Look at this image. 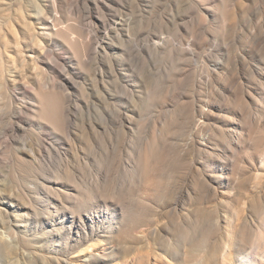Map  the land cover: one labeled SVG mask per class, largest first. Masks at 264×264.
Listing matches in <instances>:
<instances>
[{"label":"rangeland","instance_id":"rangeland-1","mask_svg":"<svg viewBox=\"0 0 264 264\" xmlns=\"http://www.w3.org/2000/svg\"><path fill=\"white\" fill-rule=\"evenodd\" d=\"M15 1L18 2V0H11L10 4L8 2L4 4L5 1L0 0V14L4 15L2 21L4 27L6 22H13L16 28L24 26L23 22L14 21L17 18L15 6L17 8L18 4L26 14L23 17L24 22L30 18L28 13L35 19L32 3L19 0L16 4ZM241 1H232L231 5L226 7L228 17L225 24L228 25L237 20L239 36L256 11L257 121L264 109V0L250 3L245 9L246 16L238 19V15L234 12ZM36 3L44 8L50 20V27L56 28L58 35L52 43L50 42V50L44 53L37 68H30V64L24 66V73L20 79L21 90L18 91L10 81L7 88L3 89V99L0 96V107L6 110L3 117H0V228L2 231L12 230L16 237L12 247H0V264H68V259L75 257V253H69V247L74 244L78 226L85 231L112 230L116 224L114 219L116 209L111 204L105 208L100 200V194L92 196L90 188L100 191L102 186L100 182L104 180L108 172V162H112L113 165L110 156L114 158L112 142L116 141H120L122 145L121 153L117 158V160L121 159L120 170L124 172L128 170V176L126 173L119 175L118 182L122 186L116 184L114 192L119 191L120 187H128L132 180L136 184L130 186L131 190L136 187L140 183L137 170L138 153L155 135V129H161L166 135L176 132L180 138L168 139L166 149L158 148L157 155L150 161L152 166L149 163L151 168L147 171L146 177L148 187L141 189L149 194L148 204L158 212L152 210V215L149 216L154 220L153 226L170 219V214H167L163 208L164 193H166L163 187L168 186V193L172 189L171 192L175 196L180 187L184 188L183 201L177 205L179 214L192 211L194 208L198 209V215L201 217L200 228H198L200 232L196 230L198 234L204 230H213L215 239H222L225 228L223 215H228L230 218L231 214L237 213L238 219L234 221L240 223L242 218L247 216L251 202L255 199L256 218L251 217L250 229L255 227L256 231L264 229V174L260 180L261 185L254 191L250 186L238 187L234 183L229 184L226 179V170H222L219 163H207L211 153L209 150L202 153L191 150L184 159H181L180 149L184 145L183 139L192 134L187 122L192 117L194 121H204V118L197 112L188 114L187 117V113H184L182 123H179L174 119L176 116H173V112L180 113L181 111L178 110H182L184 104L194 101L203 93L206 94L207 86L212 87L216 84L217 76L213 73L208 76V84L204 78L207 77L204 75L205 71L211 70L216 60L227 55L233 42V35L228 26H226L227 36H223L220 31V21L216 14L219 0L141 2L107 0V3L101 1V5L100 0H82L79 3L76 0H67L56 3L54 8L49 1L36 0ZM220 8L222 11L223 5H220ZM14 10L15 13H13ZM201 15L205 20L202 24H198V17ZM119 16L131 19L130 23L127 20V24L124 25L131 34L128 46H124V43L117 39L113 34L114 30L105 34V28L112 26L113 18ZM102 22L105 28L101 26ZM80 24L86 28V33L82 34V37L76 35L78 32L76 28L80 27ZM63 31H68L74 39L81 38L84 41L87 38L93 39L94 46L90 53L82 55L83 53L78 49V51H70L66 43L68 38L63 35ZM20 33H23L21 28ZM26 41L30 43L31 40L27 38ZM108 42L117 47L109 48L106 55H102L103 46L108 47ZM44 43L48 44L49 41L45 39ZM116 48L117 52H115ZM123 48L127 50V55L123 54L121 50ZM232 54L233 51L230 52V56ZM47 61L51 62L52 69L49 68L50 65L47 66ZM130 63L134 74L121 78V73L126 71L130 73L128 67ZM114 64L117 65L114 66ZM105 69L109 72L114 69L119 75L120 83L128 81L134 85L132 99L127 105V107H134L131 118L132 127L125 137L121 135L110 138L100 133V87L103 84ZM199 72L202 75L200 80L205 83L201 84L203 91L193 82L199 79ZM110 75L111 77H106V82H111V79L115 81L112 72ZM144 76L147 79L144 83L147 93L140 97L135 83L139 84ZM220 77H223L221 73ZM240 77L246 79L247 71L245 70V75ZM51 85L55 90L53 94L55 100L50 101L49 105L55 106L57 97L65 95L68 98L67 104L72 115L68 133L54 129L48 122L51 116L49 118L45 116L43 121L39 119L35 101L36 92L40 88L44 91L50 89ZM118 91L120 99L115 100L114 103L123 106L125 103L121 99L122 89L119 87ZM17 104L24 105L18 116L11 108L12 105ZM212 109L213 112H210L206 119L210 130L217 132L219 129H226V109L224 107L219 110ZM52 111L54 117L55 109L52 108ZM173 121L176 122L174 129L170 125ZM91 127L94 129L89 130ZM38 148L41 150L40 153ZM208 149H214L213 142L208 144ZM216 152H219V148ZM14 153L23 160L17 164L20 168L12 160ZM190 158H194L196 162H191ZM122 160L124 168H122ZM116 163L112 168L116 166ZM259 166L260 163L257 161L256 169ZM198 171L203 174L196 176L195 172ZM116 174H118V167L114 170V176ZM130 174H134L132 179ZM161 177L166 186L155 185ZM194 178H197L196 186L193 184ZM73 182L79 188L76 191H74ZM156 189L159 190L158 193H155ZM77 192H80L83 197V206L77 212L81 222L78 224L75 222L69 227L72 214L69 210L62 208L65 204H63L61 193L76 196ZM131 200L133 196L130 197L129 194L125 201H130L129 205H132ZM47 211H50V215H47ZM179 220L180 226L187 224L180 217ZM144 226L141 225V227ZM129 229L123 233L119 243L108 236L111 238L110 245L116 249L114 256H118L117 250L122 247L127 248L129 254L138 251L149 252L143 242L144 239L137 234L138 228L130 227ZM192 238L196 236L192 234ZM149 242L153 249H157L156 241ZM172 242L175 250H180V254H176L180 260L188 240L184 242V238L176 237ZM258 245L256 243V247ZM204 249L205 247L201 245L200 254ZM99 253L100 250L96 252V254ZM258 258L259 264H264V256H258ZM161 259L162 262H157L151 254L150 260L144 259L143 263H170L164 255ZM178 260L174 264H178ZM70 261L72 263L69 264L84 263L83 260ZM115 262L112 260L108 263L93 264H115ZM186 262L207 264L206 260L200 258L196 260L192 258ZM231 264L235 262L231 260Z\"/></svg>","mask_w":264,"mask_h":264},{"label":"bare ground","instance_id":"bare-ground-1","mask_svg":"<svg viewBox=\"0 0 264 264\" xmlns=\"http://www.w3.org/2000/svg\"><path fill=\"white\" fill-rule=\"evenodd\" d=\"M4 1V4L7 2L10 4L9 2L11 0ZM27 1H29L30 4L32 3V12L34 13L35 19L28 13L30 18L27 22H24L23 17L26 14L22 10L21 5L18 4L17 8L15 6L17 18L15 17L16 19H14V21L16 23H24L23 27L20 26L23 33H20V28H16L13 22H6L4 27L2 24L4 15H2V13L0 14V96H2V99L3 89L7 88L8 82L10 81L18 91L21 90L22 84H20V79H22L24 73V66L30 64V68H37L39 60L43 57L44 53L50 50V44L58 35L56 28L52 29V26L50 27V20L44 12V8H42L39 3H36V0ZM43 1H49L52 4V8H54L53 6L56 3L66 2L67 0ZM81 1L82 0H76L78 3ZM101 1L102 3H107V0H100V5ZM136 1L141 2L147 0ZM232 1L235 0H219L220 4L216 7V14L220 21V31L223 36H227L228 29L226 26L231 29V34L233 35V42L230 46L231 49L228 50L227 55L216 60L211 70L207 69L205 71L204 75L207 77L204 78H206L208 84V76L212 73L217 76L216 84L212 87L207 86L208 92H206V94L203 93L194 101L187 102V104L183 105L182 110H178L181 112L178 114L173 112V116H176L174 119L179 123H182L184 113H187V117L188 114L197 112L204 118V121H194L191 116V120L187 122L191 128L192 134L188 138L183 139L184 145H182L180 149L181 159H184L191 150L195 153H202L209 150L211 153L208 156L207 163H219L222 170H226V179L229 184L234 183L235 186L238 187L250 186L256 191L257 187L261 185V178L264 177V109L262 116L256 121V11L253 13V17L250 19L248 25L242 29V33H239L238 36L239 25L237 20L232 21L228 25L225 24L228 17L226 14V7L231 5ZM255 1L256 0H242L239 3L238 9L234 12L235 15H238V19H243L246 16L245 9L250 3H254ZM17 3H19V0ZM220 5H223L222 11ZM13 13H15V10ZM113 19V25L109 28L104 27V22L101 23V26L105 28V34H109L110 30H114L113 34L116 35L117 39H120L121 42L124 43V46H128L131 41V34H129L124 25L127 24V20L128 23H130L131 19L123 16L114 17ZM204 20L205 19L201 15L198 17L197 23L202 24ZM76 29H74V31L77 32L76 35L81 36L86 33V28L82 25ZM63 35L68 38L66 43L70 51L79 50L83 53L82 55H87L94 46L93 39L88 40L87 38L86 41L81 40V38L74 39V36H70L68 31H63ZM7 36H9V39H7ZM27 38L31 40L30 43L26 41ZM45 39L49 41L48 44L44 43ZM24 41L26 43H24ZM107 45L108 47L103 46L102 55H106L109 48L117 47L110 42H108ZM121 50L123 54L127 55L126 49L124 50L123 48ZM231 51H233L232 56H230ZM115 52H117V48ZM50 63L47 61V66L50 65L49 68L52 69L53 67ZM116 65L117 64H114V66ZM128 67L130 73L128 71L121 73V78L124 79L129 77L128 74H134L131 69V63ZM107 70L108 69L104 70L102 78L103 84L100 87V133L110 138L121 135L125 137L132 127L131 118L133 116L134 107H127V105L132 99L134 85L128 81L120 83V81H118L119 75L115 73L114 69L110 71L115 81L111 79V82H106V77H111V72ZM245 70L247 71V78L242 79L240 75L244 76ZM220 73L223 76L222 78L220 77ZM200 77H202L201 72H199V79H195L193 82L203 91L201 84L205 83L200 80ZM248 78H250V80ZM146 82L147 79L144 76V79L139 84L135 83L138 87L137 91L140 97L144 93H147V89L144 86ZM235 84L236 87H234ZM53 85H51L50 89L44 91L40 88L36 92L35 101L37 102L36 109L39 113L38 116L40 121L51 116L48 122L52 124L53 128L63 133H68V126L72 121V115L69 105L67 104L68 98L65 95H63V97H57L56 102L54 101L55 106L49 105L50 101L55 100V98H53V94L55 93ZM119 87L122 89L123 93V97H121L122 102L125 103L123 106L114 103L115 100L120 99ZM141 88H143V90ZM23 107L24 105L19 104L11 106L13 112L17 116L21 113ZM222 107L226 109L225 123L227 127L224 130L219 129L217 132L212 131L207 125L206 119L209 117L210 112H213L212 108H217L219 110ZM52 108L55 109L54 117L52 115ZM5 112V108L1 106V118ZM176 122L173 121L170 123L172 129L175 128ZM93 129L94 127H91L89 130ZM154 133L155 135L149 140L147 146L138 153L137 170L139 171L138 182L140 183L132 190L130 186L136 184L134 180L128 184V187H120L119 191L114 192V190H116V184H120V182H118L119 175L126 173L128 176V170H126V172L120 170L121 159L117 160L122 150L120 141L112 142L111 140L112 148L114 149L112 150L114 158L110 156V160L113 161V165L117 162L116 166L112 168V162H108V172H106L104 180L102 179V182H100V185L102 183L100 191L98 192L96 188H90V192L92 196L100 194V200L103 202L105 208H108L111 204V206L116 209L114 216L116 224L113 226L112 230L110 229L109 231L98 229L97 231H85L78 226L74 236V244L69 247V253H75V257L69 258L68 264L72 263L70 260H83V264L108 263L112 260L116 261L115 264H144V259L150 260L151 254H153V259L157 262H162L161 256L164 255L170 262L167 263L165 260L167 264H174V262H177L179 259L176 254H180V250H175V245L172 242L176 237L184 238V242L188 240V245L183 249L178 264H189L192 260H190V262L186 261L192 258H194V260H196V258L206 260L207 264H231V260H233L235 264H259L260 260L258 256H264V229L262 228L258 231H256V227L250 229L251 217L256 218V199L251 202L247 216H244L240 223L234 221L238 219V217H236L237 213L231 214L230 218L228 215H223L225 224L224 236L222 239L217 240L215 239L213 230H204L201 234H198V232H200L198 228H200L201 217L198 215L197 208L179 214L180 210L177 205L179 202L183 201V187H180L179 191L176 192L177 196L172 194V189L170 190V188V192L168 193V186L163 187L166 192L164 193L163 208L167 214H170V219L153 226L154 220L149 216L152 215L151 211H156V209L148 204L147 196L149 194L141 189L143 187H148L146 185V177L147 171L151 168L149 167V163L152 166L150 161L157 155L156 152L158 148L166 149L168 139L175 140L180 138L176 132L171 135H166L161 129H155ZM142 140H144V137H142ZM211 142L214 144L213 150L208 149V144ZM43 147L44 146H41L39 148ZM217 147L219 148V152H216V150H218ZM40 151L39 149L38 153H40ZM106 158H108V156H106ZM12 160L16 163L15 165L23 162L22 158L16 153H14ZM164 160H166V158H164ZM190 161L196 162L194 158H190ZM257 161L260 163V166L256 169ZM116 167H118V174L114 176ZM122 168H124L123 160ZM110 172H112V176H110ZM134 174H136V170H134ZM134 174H130L131 179ZM195 174L199 176L203 173L201 174V172L198 171L195 172ZM114 178H116V182H114ZM196 181L197 178H194V186H196ZM73 184L74 191L78 190L77 184L75 182H73ZM155 185H160V187L166 186L163 184L162 177ZM168 185L170 186V184ZM120 186H122V184H120ZM80 190H82V188H80ZM158 192L159 190L156 189L155 193ZM76 194L77 195L74 196L61 193L63 204H65L62 208L66 211L69 210V213L72 214L70 224L68 225L69 227L75 222L77 224L81 222V217L78 216L79 213L77 212H79L80 208L83 206V197H81L82 194L80 192ZM129 194L130 197L133 196V200H131L133 201L132 205H129L130 201H125ZM47 215H50V211H47ZM179 217L187 222V224H184V226H186L185 228L179 225ZM141 225L145 226L141 227ZM130 227L138 228L137 234L144 239L143 242L149 249V252L138 251L134 254H129L128 249L122 247L120 250H117L118 256H114L116 249L110 245L111 238L119 243V240L123 237V233L130 230ZM196 230H198V232H196ZM99 231L103 232L98 233ZM189 232L190 234H188ZM187 234L188 236H186ZM192 234H194L196 238H192ZM95 238L98 240L95 241ZM15 240L16 237L12 230L2 231L0 228V247H12V243H14ZM150 240L156 241L157 249H153L151 242H149ZM256 243L259 244L257 247ZM201 245L205 247L202 254H200ZM128 248H130V246H128ZM99 250L100 253L96 254ZM198 263H200V260H198Z\"/></svg>","mask_w":264,"mask_h":264}]
</instances>
